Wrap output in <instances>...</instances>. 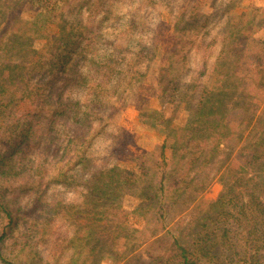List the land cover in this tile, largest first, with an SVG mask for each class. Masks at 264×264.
<instances>
[{"label":"rangeland","instance_id":"374dc122","mask_svg":"<svg viewBox=\"0 0 264 264\" xmlns=\"http://www.w3.org/2000/svg\"><path fill=\"white\" fill-rule=\"evenodd\" d=\"M82 50L83 73L103 63L118 71L95 117L91 165L73 170L63 150L74 128L55 109L85 103L84 88L58 77L72 75ZM224 80L237 81L229 109L264 110V0H0V203L11 199L13 218L0 209V264H180L175 241H194L207 222L223 189L218 172L239 147L223 145L183 195L170 188L188 160L167 150L165 220L142 191L159 181L167 132L187 128L203 87ZM35 202L51 210L38 232L29 230Z\"/></svg>","mask_w":264,"mask_h":264},{"label":"trees","instance_id":"16d2710c","mask_svg":"<svg viewBox=\"0 0 264 264\" xmlns=\"http://www.w3.org/2000/svg\"><path fill=\"white\" fill-rule=\"evenodd\" d=\"M62 34L65 32L62 31ZM66 39L70 40L71 37L67 36ZM67 45L68 43L65 44ZM84 52L85 50H82L77 54L76 63L72 65L71 62L72 75L69 78L62 71L58 73L64 88L68 85L80 86L87 94L84 104H81V100L61 101L55 109L58 110L55 115L68 118L74 128L71 129L66 143L64 141L63 150L67 165H71L73 170L86 164L91 165L89 152L92 146L91 137L95 134V117L103 113L105 100L109 98L110 86L113 83V73L118 71L112 63H103L101 66H95H100V69L92 72L95 67H90L89 74L83 73L79 63L87 59L83 57ZM222 54L224 46L220 55ZM221 60L220 56L217 66L223 65L220 64ZM70 66L67 64L65 71ZM257 76L262 78L260 74ZM229 78L233 79L230 76ZM224 82L219 87H203L187 128L169 130L168 143L161 147L164 167L160 171L168 167L167 150L171 151L174 158L179 156L182 160H188L184 175L173 180V186L170 188L174 193L180 192V195L187 193V187L192 189L198 171L210 166L221 155L223 145L233 144L235 148L239 147L235 156L232 151L226 156L223 167L218 172L221 173L219 180L223 189L219 198L211 204V212L202 218L207 222L196 225L200 226L201 230L196 232L194 241H185L183 244L182 238L175 241L180 253V264H264V110L261 106L246 107L236 102L229 109L228 103L234 95L232 93H236L237 81ZM47 83L50 90L55 89L57 84L45 82L46 88ZM258 86L262 88L263 84ZM244 91L247 92L246 89ZM52 93L53 91L50 92ZM64 94H59L57 98L64 99ZM168 124L164 121L165 130L169 128ZM31 130L32 128H27L23 137H29ZM22 145L24 142L15 148L20 149ZM21 167L20 160H14L9 164V173L15 177L22 173ZM194 167L197 170L192 173L191 169ZM160 171L157 173L159 181L142 191V199L159 206L162 209L160 218L165 220L168 213L167 202L172 195L168 192L165 180L174 176V173H168L167 169ZM109 173H116L115 169L112 168ZM128 179L127 176L124 177V181ZM182 186L186 188L182 190ZM193 192L198 193L199 190L193 189ZM10 201L11 199L9 204ZM9 204L0 203V209L11 224L13 218ZM34 204L35 207L29 213L36 215V218L29 230L38 232L40 221L44 215H49L51 210L47 207L41 208L38 202ZM49 219L51 218L47 217V221ZM1 241L2 237L0 243Z\"/></svg>","mask_w":264,"mask_h":264}]
</instances>
